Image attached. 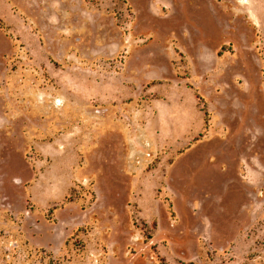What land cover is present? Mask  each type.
Segmentation results:
<instances>
[{
  "label": "rangeland",
  "instance_id": "374dc122",
  "mask_svg": "<svg viewBox=\"0 0 264 264\" xmlns=\"http://www.w3.org/2000/svg\"><path fill=\"white\" fill-rule=\"evenodd\" d=\"M242 1L0 0V264H264Z\"/></svg>",
  "mask_w": 264,
  "mask_h": 264
},
{
  "label": "trees",
  "instance_id": "16d2710c",
  "mask_svg": "<svg viewBox=\"0 0 264 264\" xmlns=\"http://www.w3.org/2000/svg\"><path fill=\"white\" fill-rule=\"evenodd\" d=\"M205 114H206V117H208V112L205 110ZM208 119V118H207ZM94 198V197H93ZM78 231H83V228H80ZM75 233H77V232H75Z\"/></svg>",
  "mask_w": 264,
  "mask_h": 264
},
{
  "label": "crops",
  "instance_id": "0c3cea01",
  "mask_svg": "<svg viewBox=\"0 0 264 264\" xmlns=\"http://www.w3.org/2000/svg\"><path fill=\"white\" fill-rule=\"evenodd\" d=\"M246 0H243L242 2H245Z\"/></svg>",
  "mask_w": 264,
  "mask_h": 264
}]
</instances>
